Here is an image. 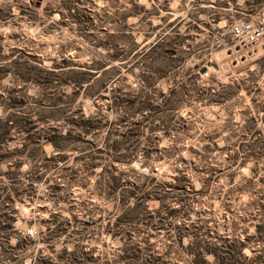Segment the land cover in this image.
<instances>
[{
	"label": "rangeland",
	"instance_id": "1",
	"mask_svg": "<svg viewBox=\"0 0 264 264\" xmlns=\"http://www.w3.org/2000/svg\"><path fill=\"white\" fill-rule=\"evenodd\" d=\"M249 22L264 25V0H0V118L27 119L0 129V196L31 238L25 264H79L81 250L195 264L193 234L263 248L264 52L231 33ZM155 40L180 42L185 63L132 59ZM105 64L107 91L86 96L82 73ZM172 88L171 123L158 106ZM7 249L0 235V264Z\"/></svg>",
	"mask_w": 264,
	"mask_h": 264
},
{
	"label": "trees",
	"instance_id": "2",
	"mask_svg": "<svg viewBox=\"0 0 264 264\" xmlns=\"http://www.w3.org/2000/svg\"><path fill=\"white\" fill-rule=\"evenodd\" d=\"M180 46V42L173 46L172 42L155 40L149 45L138 48L137 52H131L130 55L132 56V59H135L145 56V54H149L153 55V61L156 63L180 66L186 61L185 53L180 51ZM1 66L2 64H0V70L2 68ZM111 70L112 69L109 68L107 64L103 66H90L87 68L86 71L82 73V75L87 76L88 78L87 80H84L81 85V89L84 91L85 95L99 96L106 92L112 80ZM85 83H87L86 86ZM179 94H181L179 89L172 88L166 95L169 96L168 100H166V96H163L166 104L158 106L161 116L169 120L171 123L175 120H179L177 113L179 111V105L175 102L173 103V99L179 96ZM7 99L9 100L11 107H17L16 104L12 102V98L10 96H8ZM169 102L171 104H169ZM135 106V100H130L128 102L129 108H134ZM15 120L27 119L18 113V110L12 111L9 114H6V117L0 118V129L8 128L10 123ZM89 120L90 119H88L87 122H89ZM135 126H139L138 123H136ZM6 135L7 133L0 134V149L4 145ZM111 149L115 154H118L120 152L127 153L130 150V147H126L123 143H116L111 146ZM121 157L124 156H119L117 158L119 163L124 162V158ZM152 181H154V179H152ZM117 190L118 186L116 184L114 186V191L117 192ZM4 202L5 199L3 196H0V221L4 220V225L2 226L0 224V235L5 237V243L8 246L7 254L9 256L15 255L16 257L13 264H25L24 256L20 255L31 243V238L29 236L22 235L19 230H16L15 218L12 216H7V214L3 211ZM193 235L194 236L190 240L188 248H190L195 253L193 261L195 264H210L208 262L209 256L213 259L211 264H260L264 258V246L261 250H253L252 256H246L243 254V247L247 246V243H243L240 246L234 240L209 238L203 237L201 235L198 236L197 234ZM254 236L255 238L264 237V223L257 225ZM13 237H16L17 241L14 246H11L10 241ZM248 240L249 239H247V241ZM91 256L92 251L87 253L82 252V250L79 251L78 263L88 264L89 261H91ZM135 257H137L136 254L130 257L123 256L122 260H124V264H134ZM147 262L148 264H158V260L156 258H150ZM32 264H49V259L48 257L37 256L32 260Z\"/></svg>",
	"mask_w": 264,
	"mask_h": 264
},
{
	"label": "built area",
	"instance_id": "3",
	"mask_svg": "<svg viewBox=\"0 0 264 264\" xmlns=\"http://www.w3.org/2000/svg\"><path fill=\"white\" fill-rule=\"evenodd\" d=\"M232 37L241 48L253 53L256 50L264 52V25L254 23L237 24L232 28ZM209 77V73L202 75V78Z\"/></svg>",
	"mask_w": 264,
	"mask_h": 264
},
{
	"label": "water",
	"instance_id": "4",
	"mask_svg": "<svg viewBox=\"0 0 264 264\" xmlns=\"http://www.w3.org/2000/svg\"><path fill=\"white\" fill-rule=\"evenodd\" d=\"M206 72V68L201 69L200 73L204 74Z\"/></svg>",
	"mask_w": 264,
	"mask_h": 264
}]
</instances>
